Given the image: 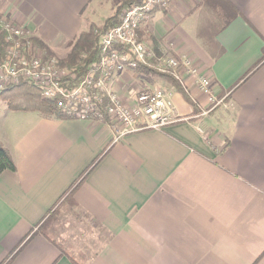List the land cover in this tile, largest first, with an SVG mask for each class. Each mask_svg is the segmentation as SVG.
<instances>
[{
	"label": "crops",
	"instance_id": "1",
	"mask_svg": "<svg viewBox=\"0 0 264 264\" xmlns=\"http://www.w3.org/2000/svg\"><path fill=\"white\" fill-rule=\"evenodd\" d=\"M108 1L0 0V10L60 53L105 22L95 15ZM141 36L192 59L222 103L211 107L192 77L188 100L163 76L127 70L108 91L129 104L168 88L179 120L120 135L109 119L7 104L0 143L16 169L0 175V264H264V0H172ZM102 152L70 213L105 240L92 250L71 233L73 250L58 246L36 225Z\"/></svg>",
	"mask_w": 264,
	"mask_h": 264
},
{
	"label": "built area",
	"instance_id": "2",
	"mask_svg": "<svg viewBox=\"0 0 264 264\" xmlns=\"http://www.w3.org/2000/svg\"><path fill=\"white\" fill-rule=\"evenodd\" d=\"M171 2L140 0L124 8L118 22L100 34L99 64L88 67L82 77L36 45L35 35L27 24L0 10V29L5 41L0 49V91L21 82L34 85L71 118L103 121L106 115L120 135L127 128L163 129L179 119L172 93L164 87L143 89L129 104L116 92L108 91V84L118 71L145 67L174 77L186 87L192 77L211 107L220 105L223 100L213 91L212 80L200 73L192 59L179 57L170 50L158 53L141 37L153 12Z\"/></svg>",
	"mask_w": 264,
	"mask_h": 264
},
{
	"label": "trees",
	"instance_id": "3",
	"mask_svg": "<svg viewBox=\"0 0 264 264\" xmlns=\"http://www.w3.org/2000/svg\"><path fill=\"white\" fill-rule=\"evenodd\" d=\"M137 2V0H123L122 3L118 6L116 12L112 16L107 18L101 26L92 23L90 24L87 31L82 32L78 38L67 43V45L71 47L70 55L68 58L71 65L74 66V70L77 72L79 77H82L87 72L88 67H90L92 64H99L100 34L107 30L110 26L118 22L120 13L124 8ZM34 42L36 43V45L46 49L49 55L54 54V51L51 50V48L43 41L35 37ZM4 46V33L0 29V49ZM137 71H142L150 75H160L165 77V79L170 82L173 87H175L179 92H182L186 96V98L190 100L185 87L174 77L158 74L156 71L145 67H138ZM17 87L23 88L22 92L13 97H8L6 93ZM31 87L36 88L37 91H32L31 89H29ZM0 100H6L9 108L13 110L39 111L41 114L49 117L55 116L62 119H73L67 116L62 111V109L58 107L57 103L54 100L44 97L39 88L25 82L9 87L8 89L1 90ZM103 121L109 122L106 115L103 117ZM104 155L105 152H102L88 167V169L58 199L53 207L36 225V232H41L48 239L59 246V244L46 232V230L58 214L66 210L71 211L74 208L78 207L75 200V193L80 188V185L84 183L92 170L96 168ZM15 169L16 165L10 151L2 143H0V175L7 170L14 171ZM71 259L74 263L79 264L75 261L74 258ZM9 260H6V262H3L2 264H7Z\"/></svg>",
	"mask_w": 264,
	"mask_h": 264
},
{
	"label": "rangeland",
	"instance_id": "4",
	"mask_svg": "<svg viewBox=\"0 0 264 264\" xmlns=\"http://www.w3.org/2000/svg\"><path fill=\"white\" fill-rule=\"evenodd\" d=\"M120 1L121 0H110L104 5V7L99 8L98 12L95 15L96 20L97 21L103 20V18H106V17L109 18L111 14L116 12L118 6L122 3L121 2L120 4H118V2ZM44 50L46 51V49ZM70 51L71 49H64L60 51V53L54 52L53 55H55L56 57L60 59L62 66L70 70H73L74 66L71 65L70 60L68 58L70 55ZM184 87L185 89L187 88L186 86ZM29 89H31L32 91H37V89L34 87H31ZM173 89L177 90L176 88H173ZM22 90L23 88L17 87V88H14L8 91L6 94L8 97H13L21 93ZM168 90L172 93V100H173V92L170 89ZM177 97H180V96L177 95ZM7 109H8V105L6 103V100H0V121H1L2 112L7 111ZM3 128L6 129L5 123L3 124ZM70 212H71L70 210H66L58 214L53 219V221L50 223L46 232L53 239H55L58 242H61V244H64L67 248H69V250H73L70 247L71 244L77 243L73 241V239H78V245H81L83 247L86 246L88 243L89 244L91 243L92 250H95V245L99 246L101 242H104L105 240L104 237L99 236L98 231L95 229L94 231L90 232V230H88L89 228L85 227V225L82 222H80V220L76 218V216L73 213L71 214ZM71 233L73 234V239H72Z\"/></svg>",
	"mask_w": 264,
	"mask_h": 264
}]
</instances>
